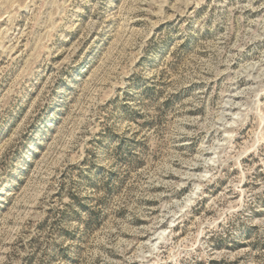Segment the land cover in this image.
<instances>
[{"label":"rangeland","instance_id":"rangeland-1","mask_svg":"<svg viewBox=\"0 0 264 264\" xmlns=\"http://www.w3.org/2000/svg\"><path fill=\"white\" fill-rule=\"evenodd\" d=\"M0 264H264V0H0Z\"/></svg>","mask_w":264,"mask_h":264}]
</instances>
